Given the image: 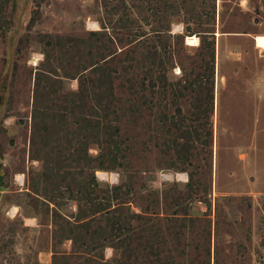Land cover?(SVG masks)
Returning <instances> with one entry per match:
<instances>
[{
    "label": "rangeland",
    "instance_id": "rangeland-1",
    "mask_svg": "<svg viewBox=\"0 0 264 264\" xmlns=\"http://www.w3.org/2000/svg\"><path fill=\"white\" fill-rule=\"evenodd\" d=\"M259 35L264 0H0V264H264Z\"/></svg>",
    "mask_w": 264,
    "mask_h": 264
},
{
    "label": "clouds",
    "instance_id": "clouds-1",
    "mask_svg": "<svg viewBox=\"0 0 264 264\" xmlns=\"http://www.w3.org/2000/svg\"><path fill=\"white\" fill-rule=\"evenodd\" d=\"M113 175H116L113 173ZM155 180L149 181V185L152 187L158 186L163 189L165 184L180 183L186 184L188 182V174L185 172H176L173 169H159L155 172ZM117 183L119 178L117 177Z\"/></svg>",
    "mask_w": 264,
    "mask_h": 264
},
{
    "label": "crops",
    "instance_id": "crops-1",
    "mask_svg": "<svg viewBox=\"0 0 264 264\" xmlns=\"http://www.w3.org/2000/svg\"><path fill=\"white\" fill-rule=\"evenodd\" d=\"M259 36H263L264 37V35H259ZM253 41H254V38H253ZM256 49H258V48H256ZM259 50H262V49H259ZM13 180H14V184H16L17 186L21 184V177L14 176V179ZM9 208H10V206L7 207L5 205V202L0 201V219L5 216V213H7V210ZM8 214H10L12 216L11 218L18 217L19 216L18 215L19 213H18V209L16 208V206H12L9 209ZM21 220H22V225L25 228H27V229L32 230V229L38 227L37 220L35 218L31 217V216H22L21 217ZM46 254H48V253L46 252ZM41 256H42V254L40 253L39 254V257H41Z\"/></svg>",
    "mask_w": 264,
    "mask_h": 264
},
{
    "label": "trees",
    "instance_id": "trees-1",
    "mask_svg": "<svg viewBox=\"0 0 264 264\" xmlns=\"http://www.w3.org/2000/svg\"><path fill=\"white\" fill-rule=\"evenodd\" d=\"M0 171H1V169H0ZM2 176H4L3 174H1V172H0V186L2 187ZM103 208V207H102ZM101 209V208H100ZM99 210V209H98ZM97 213H101L102 214V220L104 219V217H103V215H104V213H105V215L107 216V213H106V209H101L100 211H97L96 212V214ZM92 219H94V214L93 215H89V216H87L84 220H81V221H86V222H89L90 220H92ZM67 225H69V223H67ZM111 228H112V224H111ZM113 228H114V226H113Z\"/></svg>",
    "mask_w": 264,
    "mask_h": 264
},
{
    "label": "bare ground",
    "instance_id": "bare-ground-1",
    "mask_svg": "<svg viewBox=\"0 0 264 264\" xmlns=\"http://www.w3.org/2000/svg\"><path fill=\"white\" fill-rule=\"evenodd\" d=\"M185 42H186V45H188V46H192V47L195 46L196 47L197 38L196 37H187Z\"/></svg>",
    "mask_w": 264,
    "mask_h": 264
}]
</instances>
